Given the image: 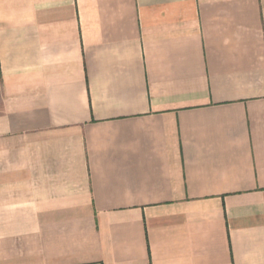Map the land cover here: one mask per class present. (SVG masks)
Masks as SVG:
<instances>
[{
	"label": "crops",
	"instance_id": "crops-1",
	"mask_svg": "<svg viewBox=\"0 0 264 264\" xmlns=\"http://www.w3.org/2000/svg\"><path fill=\"white\" fill-rule=\"evenodd\" d=\"M0 264H264V0H0Z\"/></svg>",
	"mask_w": 264,
	"mask_h": 264
}]
</instances>
